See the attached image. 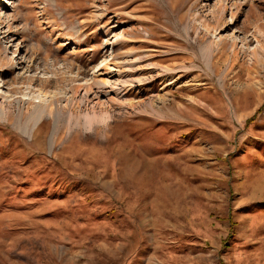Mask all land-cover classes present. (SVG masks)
Here are the masks:
<instances>
[{
    "label": "rangeland",
    "instance_id": "obj_1",
    "mask_svg": "<svg viewBox=\"0 0 264 264\" xmlns=\"http://www.w3.org/2000/svg\"><path fill=\"white\" fill-rule=\"evenodd\" d=\"M0 264H264V0H0Z\"/></svg>",
    "mask_w": 264,
    "mask_h": 264
},
{
    "label": "bare ground",
    "instance_id": "obj_2",
    "mask_svg": "<svg viewBox=\"0 0 264 264\" xmlns=\"http://www.w3.org/2000/svg\"><path fill=\"white\" fill-rule=\"evenodd\" d=\"M220 8V7H219ZM104 89V88H103ZM102 91V90H101ZM105 91V90H104ZM42 115V114H41ZM41 115L40 116H38L37 118H36V120L34 119V122L35 123H37L38 121H39V119H40V117H41ZM27 130V129H26ZM60 130V129H59ZM23 133H27L25 130L23 131V130H21ZM59 132V131H58ZM60 133V132H59Z\"/></svg>",
    "mask_w": 264,
    "mask_h": 264
}]
</instances>
